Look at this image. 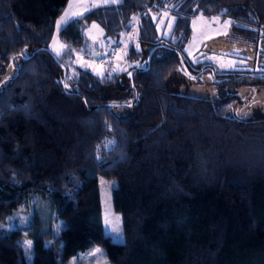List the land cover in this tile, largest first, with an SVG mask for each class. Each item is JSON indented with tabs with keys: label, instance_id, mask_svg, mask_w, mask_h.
Instances as JSON below:
<instances>
[{
	"label": "trees",
	"instance_id": "obj_1",
	"mask_svg": "<svg viewBox=\"0 0 264 264\" xmlns=\"http://www.w3.org/2000/svg\"><path fill=\"white\" fill-rule=\"evenodd\" d=\"M67 2L0 0V264H69L96 243L112 264H264V111L239 114L225 92L264 85V75L249 82L184 52L199 13L230 18L232 32L258 43L264 0L100 4L60 28L56 54ZM164 9L175 17L167 35L152 17ZM92 22L112 45L137 27L102 72L76 61L80 49L90 58ZM205 70L216 95L180 90ZM99 175L114 179L121 241L103 229Z\"/></svg>",
	"mask_w": 264,
	"mask_h": 264
},
{
	"label": "rangeland",
	"instance_id": "obj_2",
	"mask_svg": "<svg viewBox=\"0 0 264 264\" xmlns=\"http://www.w3.org/2000/svg\"><path fill=\"white\" fill-rule=\"evenodd\" d=\"M119 1L115 0V2ZM115 2L113 0H107V2L105 0H68L62 13L56 19L50 48L56 54L61 52L64 43L59 38V30L68 20L84 14L94 6ZM152 17L160 34L167 35L170 33L175 17L169 10L164 9L160 13H153ZM226 21L230 23L226 24ZM191 25L192 31L184 45V52L192 62L211 63L217 71L228 72L239 70L240 72L250 73L251 76L247 77L249 82L255 79L254 74L264 75V34L258 43H256L232 32L231 19L228 17L223 18L219 14L199 13L193 17ZM84 33L92 45L88 54L90 58L83 57V50L80 49L76 51V61L91 67L96 72H102L108 66L107 64H100L96 58L102 54L106 45L110 44L113 39L104 37L103 28L97 22L90 23L85 28ZM136 36L137 27L133 22L131 29L122 34L119 43H114L118 53L132 41H135ZM129 62L127 60L125 62L119 61L118 65L120 68H123ZM131 62L137 63L138 61L133 60ZM180 90L196 95L214 96L217 94V83L212 71L205 70L198 77L187 75L186 81L180 86ZM225 92L236 93V105L233 110L239 114H250L255 109L264 111V85L259 83L238 87L230 85ZM98 181L103 229L113 240L121 241L123 239L121 213L112 204L114 179L99 175ZM26 215L19 213L17 214V218L21 221ZM106 220L108 223H106ZM12 221H15L14 217H12ZM35 225L36 221L33 219L31 227L21 232L25 249H28L31 245L28 242L32 240V231ZM79 260H86L90 264H112L103 246L98 243L82 251L78 256H71L67 262L69 264H77Z\"/></svg>",
	"mask_w": 264,
	"mask_h": 264
},
{
	"label": "built area",
	"instance_id": "obj_3",
	"mask_svg": "<svg viewBox=\"0 0 264 264\" xmlns=\"http://www.w3.org/2000/svg\"><path fill=\"white\" fill-rule=\"evenodd\" d=\"M100 64L114 63L118 61V51L112 44H107L102 54L96 58Z\"/></svg>",
	"mask_w": 264,
	"mask_h": 264
},
{
	"label": "water",
	"instance_id": "obj_4",
	"mask_svg": "<svg viewBox=\"0 0 264 264\" xmlns=\"http://www.w3.org/2000/svg\"><path fill=\"white\" fill-rule=\"evenodd\" d=\"M154 47H155V46H154ZM154 47H152V48L150 49L149 54H148V59H149L151 53L153 52ZM63 67H64V66H63ZM63 70H64V74H65V72H66V68H63ZM132 72H133V69H130L129 74L131 75ZM62 83H63V80H62Z\"/></svg>",
	"mask_w": 264,
	"mask_h": 264
},
{
	"label": "snow or ice",
	"instance_id": "obj_5",
	"mask_svg": "<svg viewBox=\"0 0 264 264\" xmlns=\"http://www.w3.org/2000/svg\"><path fill=\"white\" fill-rule=\"evenodd\" d=\"M105 2H107V0H105ZM113 2H115V0H113ZM62 19H63V18H62ZM225 23L227 24V23H230V22H229V21H226ZM58 27H59V24H58ZM94 27H95V25H94ZM106 223H108L107 220H106ZM28 243L30 244L31 242H28ZM97 251H99V250H97Z\"/></svg>",
	"mask_w": 264,
	"mask_h": 264
},
{
	"label": "crops",
	"instance_id": "obj_6",
	"mask_svg": "<svg viewBox=\"0 0 264 264\" xmlns=\"http://www.w3.org/2000/svg\"><path fill=\"white\" fill-rule=\"evenodd\" d=\"M93 62V61H92Z\"/></svg>",
	"mask_w": 264,
	"mask_h": 264
}]
</instances>
